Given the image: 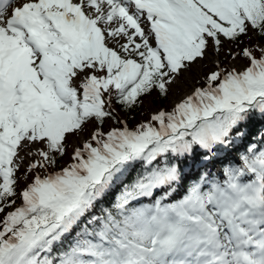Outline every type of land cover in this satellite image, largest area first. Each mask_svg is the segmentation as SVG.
Listing matches in <instances>:
<instances>
[{
	"label": "snow or ice",
	"instance_id": "obj_1",
	"mask_svg": "<svg viewBox=\"0 0 264 264\" xmlns=\"http://www.w3.org/2000/svg\"><path fill=\"white\" fill-rule=\"evenodd\" d=\"M257 112L264 0H0V264H264V150L184 186Z\"/></svg>",
	"mask_w": 264,
	"mask_h": 264
},
{
	"label": "trees",
	"instance_id": "obj_2",
	"mask_svg": "<svg viewBox=\"0 0 264 264\" xmlns=\"http://www.w3.org/2000/svg\"><path fill=\"white\" fill-rule=\"evenodd\" d=\"M231 47L236 49L235 45H232ZM147 99H155V103L159 104L160 106H164L167 103L168 97L164 98L158 93L154 92L152 95L143 98V102ZM141 106L142 104L135 107L131 111H123L119 105L113 104V107L116 110L115 114L117 118L119 119L120 116L121 118H125L130 123L132 121V117L136 118L141 114ZM107 122H112L115 126H119L111 119L106 120L105 124ZM240 131H242L244 135L242 137H237L234 135L235 142L229 149L228 154L221 152L217 157L219 158L217 162L219 166L217 168L213 164H204L201 168L198 166L199 162L193 164V162L189 160L187 162V166L184 168L186 173L184 186L186 187L188 184L193 182L195 179H197L198 175L204 171L210 172L213 177L220 178L221 176L223 179L224 177L222 176V170L229 164L234 167L242 166L243 161L241 160V157L247 154L246 149L251 145H255L257 151L264 150V115L258 112L255 113L247 123L241 126ZM177 190L181 193V195L184 194L183 187H179Z\"/></svg>",
	"mask_w": 264,
	"mask_h": 264
},
{
	"label": "rangeland",
	"instance_id": "obj_3",
	"mask_svg": "<svg viewBox=\"0 0 264 264\" xmlns=\"http://www.w3.org/2000/svg\"><path fill=\"white\" fill-rule=\"evenodd\" d=\"M229 47V45H225V50H227V48ZM243 47V45L241 46ZM234 51H236V49H233ZM218 59L220 61L223 62V64L225 66H235L238 70L242 69L246 64L247 61L237 58L236 60H231L230 58H226L225 55L223 53L220 54V56L218 57ZM211 69V63L209 62V60H204L201 61L199 64L194 66L193 71L187 72L185 73L184 76L180 77L177 82L175 83V85L171 86V91L168 95V100L167 103L164 106H160L159 104L155 103V99H147L142 103L141 106V114L138 117H132V121L131 123L128 122L125 118H121L119 116L120 120H126L127 123L129 124V126H133L135 124H137L138 122H141L145 119H147L149 113H151L152 111L159 109V108H170L175 102H177L179 99H181L186 93H190L191 90L197 86V80L199 78H202L209 70ZM89 128L93 127V125L89 124L88 126ZM111 127H116L112 122H107L104 125V130L107 131L109 128ZM21 155H24V153H21ZM27 160V161H26ZM24 167L20 170V172L18 173L19 176L23 177L24 176V169L27 167L28 163H29V159L26 157L24 160ZM63 163V162H61ZM217 167V166H215ZM27 182V181H25ZM21 188L24 186L23 183H21Z\"/></svg>",
	"mask_w": 264,
	"mask_h": 264
},
{
	"label": "bare ground",
	"instance_id": "obj_4",
	"mask_svg": "<svg viewBox=\"0 0 264 264\" xmlns=\"http://www.w3.org/2000/svg\"><path fill=\"white\" fill-rule=\"evenodd\" d=\"M175 84H173V86H174ZM27 161V160H26Z\"/></svg>",
	"mask_w": 264,
	"mask_h": 264
}]
</instances>
